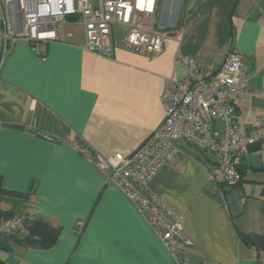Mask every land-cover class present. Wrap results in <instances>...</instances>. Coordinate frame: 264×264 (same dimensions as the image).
Returning <instances> with one entry per match:
<instances>
[{
    "label": "crops",
    "instance_id": "1",
    "mask_svg": "<svg viewBox=\"0 0 264 264\" xmlns=\"http://www.w3.org/2000/svg\"><path fill=\"white\" fill-rule=\"evenodd\" d=\"M157 8L156 26L171 39L156 58L118 39L121 25L111 28L110 57L87 53L79 16L60 25L56 41L19 39L6 49L0 25V224L19 213L60 229L48 248L0 247L22 264H174L135 205L72 144L104 157L134 153L164 119L162 92L184 76L176 55L219 65L234 51L250 93L235 101V121L254 128L264 118V0H159ZM34 120L52 141L29 128ZM214 126L222 133L221 121ZM175 145L149 189L182 218L191 260L264 264V250L249 242L264 234V170L254 169L264 149L236 159L244 176L224 198L221 175L208 178L214 158L203 163L199 149Z\"/></svg>",
    "mask_w": 264,
    "mask_h": 264
},
{
    "label": "built area",
    "instance_id": "2",
    "mask_svg": "<svg viewBox=\"0 0 264 264\" xmlns=\"http://www.w3.org/2000/svg\"><path fill=\"white\" fill-rule=\"evenodd\" d=\"M159 0H0V25L4 47L19 39L28 42L56 41L59 27L68 17L79 16L84 29L83 50L110 57L113 50L111 28L126 26L124 43L137 53L156 58L166 50L170 35L156 26ZM184 76L173 82L172 89L162 92L160 100L164 119L159 127L132 154L116 153L104 157L86 146L72 144L94 164L102 183L117 187L130 200L174 264H196L189 255V240L183 235L182 218L165 206L149 189L150 181L172 160L183 141L214 158L209 181L219 174L228 186L241 181L236 159L251 147L264 149V118L256 127L240 126L235 121V101L249 95L243 66L237 54L229 51L219 65L202 64L195 59L176 55ZM264 96V91L260 92ZM223 123V134L215 122ZM32 130L37 131L35 120ZM42 138H53L37 131ZM257 151V152H258ZM23 217L14 215L0 224V233L25 234ZM200 264H217L206 260Z\"/></svg>",
    "mask_w": 264,
    "mask_h": 264
},
{
    "label": "trees",
    "instance_id": "3",
    "mask_svg": "<svg viewBox=\"0 0 264 264\" xmlns=\"http://www.w3.org/2000/svg\"><path fill=\"white\" fill-rule=\"evenodd\" d=\"M76 17H68V19H75ZM181 21V20H180ZM179 22V25L180 26ZM259 147H251L250 150H258ZM198 150V149H197ZM249 150V151H250ZM200 152V155L197 157L198 160L202 161L203 163H206L204 161V158L207 159V152L203 150H198ZM204 157V158H203ZM255 170H264V165L262 167H254ZM212 171V170H211ZM241 171V170H240ZM244 172L241 171V181L243 179ZM240 181V182H241ZM239 182V183H240ZM216 186L220 188L221 194L224 197V187H235L228 186L225 184V182L222 180L221 182H215ZM262 192L264 193V182L262 183ZM0 186V191H1ZM3 191V190H2ZM12 194V193H11ZM225 198V197H224ZM18 214L19 216L23 217V223L25 226V234L20 233H8V234H2L0 233V247H3L6 251H9V243L13 242L16 243L22 247H41V248H48L54 244V242L57 240L60 229L58 226H53L50 222L35 216V215H28V214H9L7 213V217H12L13 215ZM249 242L251 244V247L259 252L261 250H264V234L263 235H255V236H249Z\"/></svg>",
    "mask_w": 264,
    "mask_h": 264
},
{
    "label": "rangeland",
    "instance_id": "4",
    "mask_svg": "<svg viewBox=\"0 0 264 264\" xmlns=\"http://www.w3.org/2000/svg\"><path fill=\"white\" fill-rule=\"evenodd\" d=\"M68 29H70V28H68ZM115 32H116V36H117V38L118 39H122V38H124L125 37V35H126V33H127V28L125 27V26H118L115 30H114ZM221 126L220 125H218V129L220 128ZM223 129H222V133H220L219 132V130H218V133L221 135V134H223ZM193 147V146H192ZM191 147V148H192ZM192 149H194V148H192ZM196 149V148H195ZM262 158H261V160L263 161L264 160V153H262ZM255 160V163L256 164H259L260 163V159H258V157L257 158H255L254 159ZM249 173V172H248ZM0 260L1 261H4V262H6V263H9V264H22L23 262L21 261V259L20 258H18L17 256H15V255H11V254H9V253H6V252H3V251H0Z\"/></svg>",
    "mask_w": 264,
    "mask_h": 264
},
{
    "label": "water",
    "instance_id": "5",
    "mask_svg": "<svg viewBox=\"0 0 264 264\" xmlns=\"http://www.w3.org/2000/svg\"><path fill=\"white\" fill-rule=\"evenodd\" d=\"M243 241L249 246L248 241L245 238H243ZM0 264H9V263L0 260Z\"/></svg>",
    "mask_w": 264,
    "mask_h": 264
},
{
    "label": "bare ground",
    "instance_id": "6",
    "mask_svg": "<svg viewBox=\"0 0 264 264\" xmlns=\"http://www.w3.org/2000/svg\"><path fill=\"white\" fill-rule=\"evenodd\" d=\"M150 0H148V4H149Z\"/></svg>",
    "mask_w": 264,
    "mask_h": 264
}]
</instances>
